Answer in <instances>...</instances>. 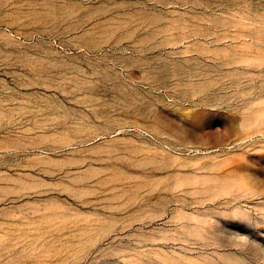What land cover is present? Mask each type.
I'll list each match as a JSON object with an SVG mask.
<instances>
[{"label":"rangeland","instance_id":"374dc122","mask_svg":"<svg viewBox=\"0 0 264 264\" xmlns=\"http://www.w3.org/2000/svg\"><path fill=\"white\" fill-rule=\"evenodd\" d=\"M0 41L14 89L32 47L129 82L0 96V264H264V0H0Z\"/></svg>","mask_w":264,"mask_h":264},{"label":"bare ground","instance_id":"6f19581e","mask_svg":"<svg viewBox=\"0 0 264 264\" xmlns=\"http://www.w3.org/2000/svg\"><path fill=\"white\" fill-rule=\"evenodd\" d=\"M7 1H9L10 4L12 3L14 5H19L24 7L34 4L36 0H6V2ZM8 49H9V45L5 42L3 43L2 41H0V52H5ZM30 50L32 51L35 57H38L37 58L38 61H35L33 65H35L36 67H38V69H41L42 71L51 73L54 80L50 81L51 83L45 86L44 85L36 86L29 84L28 86H26V88H23L24 85H18L17 89L10 87V85L6 83V80L0 81V96L2 97H8L9 99L10 98L12 99L14 98L13 96H16L17 94H22V96L21 95L18 96L19 98H23V96L28 94L29 97H27V99L24 102H22V104L19 106L20 109L31 110L43 106H48L53 102H55L56 100H58V98H62V97H64V99L65 98H71V99L73 98L75 100L80 99L79 101L81 103L98 107L99 105L103 104L102 102L105 96H111V97L113 96L120 99L122 98V100L126 96L125 90L129 87V82H127V79L125 80L123 78H120L117 75V73L114 72V70L106 66L104 64L106 61L103 63L104 60L101 62L99 61L100 59L99 60L92 59L88 56V54L85 53L79 54L78 56L75 57H70V56L61 57L56 55L50 48L47 47H42V48L32 47L30 48ZM112 67L114 68V66ZM129 79H132L133 81V77L130 75H129ZM33 90L36 91L33 92ZM40 90L44 91L45 93L38 95L39 93L38 91ZM132 93L131 95L133 96ZM10 102H13V100H11ZM84 126L82 127L80 126V127L83 128ZM80 135H82V132L77 133V136H79V138L81 137ZM89 139L90 138H88L87 141ZM87 141H83V142L86 143ZM79 143L83 144L80 141ZM6 248H8V246ZM43 260L47 261L46 258ZM53 260L54 259H52V261ZM40 262L42 261L40 260Z\"/></svg>","mask_w":264,"mask_h":264}]
</instances>
